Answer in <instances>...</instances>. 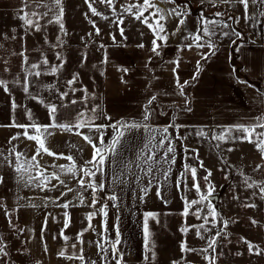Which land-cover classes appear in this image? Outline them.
<instances>
[{
  "label": "crops",
  "instance_id": "1",
  "mask_svg": "<svg viewBox=\"0 0 264 264\" xmlns=\"http://www.w3.org/2000/svg\"><path fill=\"white\" fill-rule=\"evenodd\" d=\"M189 2L198 13L190 14L185 19L184 25L176 35L175 31L179 18L170 16L165 23L169 36L165 46L160 49L161 55L156 56L150 50L105 52L103 85L101 90L102 113L96 124H114L118 121L129 123L147 124L148 127H140L125 131L121 144L117 146V155L109 156L103 169V175L97 174L96 180L104 182V190L96 192L98 203L95 208L89 207L92 201L91 189L82 190L72 176L64 175L62 179L72 191L61 197L67 189L64 185L52 180L56 188L49 190L38 187L36 183L27 184L18 179V174L11 166L15 157L11 156L13 146L18 152H23L27 157L35 154L37 144L34 140H28L21 136L9 144V138L23 129L0 127V204L15 213L16 219L22 226L25 243L28 251L42 264H87L88 261H97L105 264L101 257L106 255V264H115L112 259L111 244L101 240V223L105 219L98 210L103 204H107L106 223L109 231L107 238L114 240V224H119L121 232V244L119 250L125 253L124 260L135 259V253L142 249L143 245V222L145 214L146 195L141 189L146 187V176L143 171L145 162L141 156H146V139L150 128H165L172 124L186 129H216L223 130L234 125H252L258 120H264V94L257 88L242 83L233 71L231 58L235 50L243 66V73L252 80H256L264 86V18L257 16V20L245 22L243 19L244 8L239 3H216L214 0H184ZM161 7L172 9L167 2L160 4ZM194 6V7H193ZM204 8L202 14L198 9ZM177 7V6H176ZM216 12L224 13L223 17H217ZM253 12L252 6L249 13ZM201 16L209 19L227 20L228 16L239 17L236 23L228 20L230 28H216V36L212 37L217 51L215 55L207 59L201 58V53L207 54L209 49L193 47L188 50L184 45L191 44V38L185 39L189 33H195ZM235 29L240 32L242 39L232 44L236 37L231 34ZM222 31L229 32L225 37L220 35ZM158 43H161L158 41ZM238 46V50H237ZM183 49V50H181ZM151 57V62H149ZM179 59L177 69L180 82L188 81L184 89L188 97L179 95L175 78L172 72L173 61ZM106 61V62H105ZM203 62L198 76H195L197 62ZM205 61V62H204ZM128 68L125 74L121 69ZM155 95L156 100L150 105L151 114L145 122V106L149 99ZM177 107V109H175ZM188 107L191 111L182 110ZM105 114L111 119H105ZM49 124V123H48ZM33 131L30 129V132ZM52 135H47L46 147L53 152L64 156L73 155L78 164L92 158L93 148L82 136L75 135L76 129L71 132L60 128H50ZM81 132L97 137L98 133L89 132L87 127L80 129ZM115 132L111 128L104 130V140L110 143ZM94 142L99 143L98 140ZM76 145V147H72ZM37 160L47 168L48 172L56 171L51 165H68L66 159H57L47 154L37 157ZM127 165V168L125 167ZM35 174V169L30 170ZM27 175H25V180ZM83 194L84 203L80 204L78 197ZM115 194L118 200L117 207H113V201L107 197ZM60 197L58 204L71 202L68 209L51 202L50 198ZM143 197V199H141ZM4 208L2 207V210ZM70 216L67 228L64 226L65 215ZM97 212L91 224L95 231L88 228V214ZM119 216V220H117ZM83 245L77 243L76 236L83 229ZM69 237L67 241L61 236V231ZM100 241L107 254H98L96 242ZM76 244V248L71 247ZM83 248L85 261L79 259H66L58 253L62 250L67 255H76ZM45 248L47 251H45Z\"/></svg>",
  "mask_w": 264,
  "mask_h": 264
},
{
  "label": "rangeland",
  "instance_id": "2",
  "mask_svg": "<svg viewBox=\"0 0 264 264\" xmlns=\"http://www.w3.org/2000/svg\"><path fill=\"white\" fill-rule=\"evenodd\" d=\"M136 2L137 0H115L117 13L121 11V4ZM139 2L142 3L143 0H139ZM183 2L185 1L176 0V4H168L171 8L179 6L180 10L190 9V14L198 13V10L192 8L189 2L182 4ZM62 3L64 8L63 23L67 35L60 31L59 24L47 22L49 18H54L55 11L40 21V31L29 29L26 32L23 22L18 18L21 14L23 0H0V80L7 82L8 88V91H5L4 86H0V125H9L12 123L13 117L17 123H31L26 115L27 110H31L33 121L46 125L50 122L49 111L46 107L48 104L57 106V120L61 123L75 121L80 112L92 115L90 109L98 106L95 114L98 117L95 122H98L102 119L99 116L102 113L101 90L104 75V53L151 49V41L154 38L152 30L140 20L125 13L123 25L118 26L117 23H113L116 16H113L106 5L100 4L99 0L94 6L104 12L108 19L93 16L85 0H62ZM198 9L202 14L205 13L204 8L199 6ZM27 10L25 9V11ZM44 10L40 9V11ZM151 11L152 9L149 10V12ZM149 12L144 15L149 16ZM86 13L88 19L85 18ZM89 19L95 21L96 27L101 30L99 35L95 34V28L89 23ZM153 19L150 18L149 22H153ZM120 27L124 28V37L127 39L120 35ZM13 29L15 32L12 31ZM89 33L92 35L89 36ZM13 36L15 39L12 38ZM57 37L63 41L62 44L58 43ZM141 43L145 45L144 48L137 47ZM101 44L104 45L103 48L100 47ZM20 53L24 55H20ZM57 53L65 63L63 68L53 75L49 69L60 63L56 58ZM25 57L27 63H25ZM45 57L49 62L48 65L41 63ZM33 63H41V67L31 69L30 65ZM35 71H40L42 74L39 77L29 74ZM76 73L79 74V79L75 84L69 86L67 81ZM25 77L29 81L28 93L24 91ZM72 88H86L87 98L85 99L84 91H76L73 94ZM60 92H68V96L61 100ZM261 93L264 94V91ZM33 96L38 97L43 103L32 99ZM73 99L77 101L76 104L71 103ZM13 101L17 105L15 110L12 107ZM167 128V135L171 137L175 146L176 162L171 166V171L166 179L164 169H167L169 165L160 159L164 149L155 148V159L159 163L153 164L152 175H145L146 187H148L145 213L158 214L155 219L149 218L148 220L152 233L150 244L152 241L155 242L156 257L153 260L152 252H146L143 237L142 249L135 253V259L130 258L129 262L124 260L125 264H172L173 261H180V264H209V259L205 257L213 255L216 256V264H264V254H250L247 244L241 239L244 237L264 249V200L260 199L258 188H248L244 184L245 177H251L257 182H264V158L256 149L255 143L240 140L224 143L204 136H197L196 133L201 128L179 127L178 131L176 127L168 126ZM163 129L150 128L146 144L153 136L155 140L152 143L158 144L164 135ZM202 130L209 137L221 132L216 129ZM233 135L240 136L241 133L233 132ZM178 136L185 139H178ZM217 144L219 147H216ZM166 147L167 143L164 145V148ZM185 147L189 149L187 153L184 150ZM228 148L234 150L228 152ZM191 149L199 150V160H203L205 168L212 171L210 180L215 185L216 191L211 199L220 214L215 227H211V217H209L210 224L206 227L211 230L207 232L201 230L205 236L203 240L197 237L195 229H190L186 234L181 231V228L185 226L200 225L202 220H198L191 213L197 207L204 208L203 203L193 205L189 209V215L182 214L185 210L183 198L199 200V195L192 188L193 181L190 172L183 177L180 188L176 187V181L184 170L185 164L197 168V179L202 186L204 184L202 177L206 173L199 167V161L194 158ZM150 154L146 148V155ZM256 165H261L258 171H254ZM150 179L152 180L151 185L148 183ZM158 188L159 195L157 194ZM234 196H238L239 199H234ZM247 203H254L256 207H245L244 205ZM205 211L207 210L205 209ZM223 219L229 221L227 229L224 230L228 235L226 239L224 236L219 238L215 252H212V249H209L207 253L181 251L182 242H185L188 248L197 250L206 248L208 240L223 227ZM252 219L256 220L257 224L253 225ZM11 221L10 225L5 209L2 210L0 207V239L6 245L5 251L8 253L7 256L0 255V264H42L28 251L22 226L14 212H11ZM237 252L242 255H236ZM145 256L148 257L147 260H145ZM182 257L183 259H181Z\"/></svg>",
  "mask_w": 264,
  "mask_h": 264
},
{
  "label": "snow or ice",
  "instance_id": "3",
  "mask_svg": "<svg viewBox=\"0 0 264 264\" xmlns=\"http://www.w3.org/2000/svg\"><path fill=\"white\" fill-rule=\"evenodd\" d=\"M167 2L170 4H176V0H143L142 3L137 0L136 3H125L120 5V13H117L116 7H115V0H99V3L102 5H106L112 12L113 16H116V20L113 21V23H117V25H123V15L126 13L130 16H132L136 20H140L142 23L146 24L151 30L153 34V40L151 41V49L150 51L154 53L156 56L161 55L160 49L166 45L168 41V30L165 26V23H161V21H167V18L170 16H176L179 18V22L177 24V27L175 31L171 32V35H176L177 32L180 31V28L185 23V19L187 15H190V9L185 8L184 10H180V7H173L172 9H166L160 6L161 3ZM85 3L88 6L89 11L93 16H99L102 19H108V16L104 14V12L99 11L97 7L94 5L97 3V0H85ZM216 3H228V4H235L239 3L243 5L244 8V16L243 19L245 22H249L250 20H257V16L264 18V0H214L213 6H216ZM252 6L253 12L249 13V7ZM25 9H28L25 11ZM40 9H45L44 11H40ZM135 9V11H134ZM152 9L151 12L149 10ZM55 11L54 18H49L48 23H57L59 24L60 31L64 33V35H67V31L65 30V26L63 23V16H64V8L62 0H23V6L20 9V15L19 19L23 22V25L25 26V31L27 32L29 29L40 31L41 30V24L40 21L45 19L46 17H49V13ZM146 12H149V16H145L144 14ZM217 17H223L224 13L222 12H216L214 14ZM35 18V19H33ZM85 18L88 19L87 13L85 14ZM143 18V19H142ZM150 18H154L153 22H149ZM228 20H234L236 23L239 22V17H232L228 16L227 20H217V19H209L208 17L201 16L198 27L195 33H189L187 36H185V39L191 38L193 41L191 44L184 45L183 47H186L188 50H191L193 47L196 48H205L207 47L209 49V52L207 54L201 53L202 59H207L209 56L215 55L216 51L218 50L216 47L215 42L212 40L213 36H216V28L220 27L222 29L230 28V24L227 22ZM89 23L92 25L93 28H95V34H100V29L96 27L95 21H92L89 19ZM15 32V29L12 30ZM231 34H233L236 39L232 40V44H236L237 40L242 39V35L240 32L236 31L234 28L231 30ZM89 36L92 35V33L88 34ZM120 35L124 37V28L120 27ZM222 36H229L230 33L226 31H222L220 33ZM7 38V37H5ZM15 39V36L12 37ZM127 39L126 37H124ZM113 40L115 41V37L113 36ZM57 41L59 44H62L63 41L60 40L59 37H57ZM160 41L161 43H158ZM101 48L104 47L103 44L100 45ZM138 48H144L145 45L143 43L137 45ZM183 50V49H181ZM238 50V46H237ZM20 55H24L23 53H20ZM57 60L60 61L59 64L51 66L49 69V72L53 75H55L61 68H63L65 61L62 59L59 53H57ZM106 62V61H105ZM149 62H151V57H149ZM25 63H27V58L25 57ZM43 65H48V60L45 57L43 61L41 62ZM41 63H33L30 65L31 69H39L41 67ZM175 64V67H173L172 72L175 78L176 87L179 90V95L185 97V104L188 103V97L186 96L184 89L188 86V81H184L183 83L180 82L179 74L177 69L179 68V59L172 62ZM201 70L200 62H197V70L194 74L195 76L199 75V72ZM125 74L129 71L128 68L121 69ZM235 71V69H233ZM29 74L34 75L36 77H39L42 73L40 71L30 72ZM103 74V73H101ZM79 79V74H73V77L67 81L68 85L71 86L77 82ZM242 83H247V81H241ZM28 85L29 81L27 80V77H25L24 81V91L25 93H28ZM0 86H4L5 91H8L7 88V82L0 80ZM252 86V85H249ZM72 93L74 94L76 91H84L85 92V99L87 98V89H71ZM68 96V92H60L59 98L63 100L65 97ZM32 99L39 100L38 97H31ZM156 100V96L153 95L149 101L148 105L145 106V114L143 117V120L146 122L149 119V116L151 114V108L150 105L153 101ZM40 103H43L42 100H39ZM72 104H76L77 101L75 99L71 100ZM13 110L17 107L15 104V101H13ZM49 111V124H38L37 122L32 120V113L31 110L26 111V115L28 119L31 121L29 124H20L17 123L15 118L13 117L12 123L9 125H0V127H15L23 129V132L16 133L12 135L9 138V144L12 143V141L19 139L21 136L26 137L28 140H34L36 141L37 148L35 151V154H33L31 157H27L23 152H18L16 150V147L13 146L10 150V155L15 157L14 163L11 165L16 173L18 174V179L21 181H24L27 184L30 183H36L38 187H41L42 190L45 188L52 190L56 188V184H51L52 180H56L58 184L64 185L67 189L66 192L61 193V197L66 195L67 192L72 191L71 187L67 186V182L62 179V176L64 175H71L73 179L76 180V183L80 186L82 190H88L91 189L92 191V201L89 204V207L95 208L96 204L98 203V200L96 198V192L103 191L104 190V182L97 181L96 176L97 174L103 175V169L106 164V160L108 157L116 156L117 153V146L121 144V140L125 134V131L140 127L147 128V124H141V123H129L127 121H118L114 124H96L95 120L98 118L95 114L97 113V107L94 106L90 109V112L92 115H88L86 112H80L75 118V121H69L66 123H61L57 120V106L55 104H48L46 105ZM188 111H191V109H187ZM105 119H111L105 114ZM87 127L89 132H96L98 133L97 137H93L87 133H83L80 131V129ZM169 127H176L177 131L179 129V126L173 124ZM50 128H60L65 131L71 132L73 128L76 129L75 135H80L83 137V139L89 143L93 148L92 158L90 160L84 161L82 164L77 163L76 157L73 155L64 156L63 153H55L52 150H50L48 147H46L45 140L47 138V135H52L53 133L49 132L48 130ZM106 128H111L113 132H115V136H113L110 143H106L104 140V130ZM30 129L33 131L30 132ZM259 129V131H258ZM162 132L164 135L159 140L158 144H153L152 141L155 140V137L153 136L148 144L145 145V148L148 149V152L151 153L150 155L141 156V159L144 160L145 164L147 165L146 169H143L146 176L152 175L153 172V164L159 163L155 159L156 153L154 151L155 148H163V156H161V160L168 164L169 167L167 169H164V176L167 179L168 174L171 171V166L175 164L176 162V156H175V146L172 143V139L168 133V128L165 127ZM233 132H240V136H234ZM197 136H204L206 138H209L211 140H216L224 143H228L230 141H247L248 143H255L256 149L261 153L262 158H264V120H258L255 122V124L252 125H234L227 129L221 130V132L217 135H213L211 137L208 136L207 133H205L202 129L198 130L196 133ZM178 139H185L184 137H177ZM95 140H98L99 143L94 142ZM165 143H167V147L164 148ZM151 145V147H149ZM72 147H76V145H72ZM216 147H219V144L216 145ZM185 152L187 153L189 149L185 147ZM234 149L228 148V152H232ZM47 154L49 156H53L57 159H66L70 163L68 165H51L52 168L56 169V171L48 172L47 168H45L43 165L40 164V162L37 160V157L42 154ZM191 152L194 154V158L199 161V167L204 169L206 175L202 177L203 179V186L197 179V168L188 164L184 165V170L180 173V177L176 181V187L177 189L180 188L181 182L183 177L186 173L190 172L192 177V188L195 189L197 194L199 195V200H187V198H183L185 201V210L182 213L184 216L189 215V209L193 205H199L204 204V208L197 207L195 211H193L191 214L196 216L198 220H202V223L200 225H189L181 228V231L183 233H187L190 229H195L196 235L199 239H205V236L202 234L203 230L204 232L210 231L211 228L206 227L210 224L209 217H211V227L216 226V221L218 216L220 215L218 210L215 208V206L212 203V196L214 195L216 188L215 185L210 180V177L212 176V171L208 168H205L203 160H199V150L198 149H191ZM171 154V155H170ZM0 156H3V153L0 152ZM127 168V165L125 166ZM261 165H256L254 171H258L260 169ZM35 169V174L33 175L30 170ZM25 175H27V179L25 180ZM3 177H0V182H2ZM251 181V182H249ZM149 185L152 184V180H149ZM244 184L248 188H258L259 189V196L260 199L264 200V182H257L255 180H252L251 177H245ZM186 186V185H185ZM141 191L144 192L146 195L148 192V187H145L141 189ZM157 194L159 195V188L157 191ZM51 202L57 203L60 200V197L50 198ZM108 200L113 201L112 206L117 207V204L115 203L118 200L117 195L112 194L107 197ZM143 199V197H141ZM234 199H239L238 196H234ZM79 203H84V197L81 193L78 197ZM70 201L58 204V206L63 207L64 209H68L70 206ZM245 207L255 208L256 204L254 203H247L244 205ZM0 207H3L5 209V214L9 218V224H12L11 221V212L7 209V207L4 204H0ZM107 204H103L101 208L98 210L100 213L103 214L104 220L102 221L100 227L101 232L99 235L101 236V240H103L105 243L111 244V251H112V259L115 260V264H125L124 256L125 253L121 252L119 250V245L121 244V232L119 228V224L113 225V230L115 231V238L114 240H111L107 238L106 234L109 231L106 223L107 218ZM205 209L207 211H205ZM203 213V215H202ZM65 215V222L64 226L65 228L68 227L70 222V216L67 212L64 213ZM97 215V212H92L88 214V228H91L93 231H95V228H93V225L91 224V221L94 216ZM158 214L147 212L144 214V222H143V236H144V246L145 250L152 252V259L154 260L156 257V253L154 251L155 249V242L152 241L150 244V238L152 233L150 232L148 220L149 218L155 219ZM117 220H119V216H117ZM251 223L253 225L257 224V221L252 219ZM223 227L219 229L216 232V235L213 236L211 239L208 240V245L206 248L197 250L195 248H188L185 242L181 243V251L182 252H204L207 253L209 249H212V252L216 251V246L218 243V240L221 236H224V238H227V233L224 231L227 229L229 221L227 219L222 220ZM88 229H83L79 233H77L76 240L77 243L83 245L84 241L82 239L83 233L87 231ZM61 236L65 241L69 239V237L65 236L63 233V230L61 231ZM241 239L244 241V243L248 246V251L250 254L255 255H261L264 254V249L259 248L258 245L253 244L251 241H248L246 238L241 237ZM71 247L73 249L76 248V244H72ZM96 247L98 249V254L103 252L107 254L108 249H105L100 241L96 242ZM6 245L3 243L2 239H0V255L7 256L8 253L5 251ZM45 251L47 249L45 248ZM60 257H64L66 259H79L81 261H85V257L83 255V248H80L79 253L76 255H67L64 250L60 251L58 253ZM236 255H242V253L237 252ZM145 260L148 259L147 256L144 257ZM206 259H209V264H216V256H210L205 257ZM183 259V257L181 258ZM101 261H105L106 264V255L101 257ZM87 264H98L97 261H88ZM172 264H180V261H173Z\"/></svg>",
  "mask_w": 264,
  "mask_h": 264
},
{
  "label": "trees",
  "instance_id": "4",
  "mask_svg": "<svg viewBox=\"0 0 264 264\" xmlns=\"http://www.w3.org/2000/svg\"><path fill=\"white\" fill-rule=\"evenodd\" d=\"M178 3L180 1H177ZM186 2H183L182 4H185ZM205 62V61H204ZM231 63H232V67L233 69H235V74H236V77H238V79L242 80V81H247L248 84L252 85L253 87L257 88L258 90H260L261 92L264 91L263 89V86L260 82L258 81H254L252 79H250L248 76H246L244 73H243V66L240 62V59L237 55V53L235 52V50H233L232 52V58H231ZM201 67L203 65V62L200 64ZM175 109H177V107H175ZM182 110H187L188 107H182L181 108ZM129 122V121H127Z\"/></svg>",
  "mask_w": 264,
  "mask_h": 264
}]
</instances>
